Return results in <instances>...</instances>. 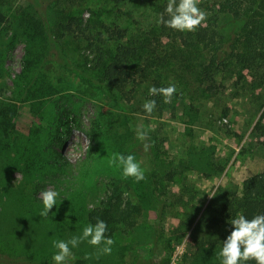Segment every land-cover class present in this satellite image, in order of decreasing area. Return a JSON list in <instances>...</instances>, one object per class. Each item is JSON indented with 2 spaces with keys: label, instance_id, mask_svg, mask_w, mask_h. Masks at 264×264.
Returning a JSON list of instances; mask_svg holds the SVG:
<instances>
[{
  "label": "rangeland",
  "instance_id": "obj_1",
  "mask_svg": "<svg viewBox=\"0 0 264 264\" xmlns=\"http://www.w3.org/2000/svg\"><path fill=\"white\" fill-rule=\"evenodd\" d=\"M36 1L2 4L6 19L0 25V102L17 106L19 116L16 137L0 143V264H12V258L32 249L48 251L45 237L51 229L34 231L38 224H48L46 217L39 216L40 193L47 189L59 193L49 214L70 197L88 208L104 199L140 207L135 227L112 238L110 255L85 241L71 249L67 264H220L217 253L229 233L225 226L211 229L203 218H208L212 199L219 211L225 195L240 196L244 180L264 169V146L254 128L264 110V84L251 74L242 80L230 68L218 74L219 89L210 92L199 75L201 57L188 59L187 52L176 49L173 38L162 36L157 66L126 87L138 126L148 133L152 154L141 149L132 154L144 172L143 180L124 179L122 169L108 163L120 152L95 129L104 122L127 136L132 120L114 101L99 96L83 79L45 56L36 57L34 67L27 70L30 33L41 18L36 7L45 10L49 26L72 16L82 18L85 33L55 32L63 34L60 40L78 66L91 67L98 48L116 47L104 23L126 30L131 38L142 37L157 27L162 0ZM46 35H39L41 42ZM167 51L172 54L167 56ZM172 84L177 91L171 102L156 103L148 116L143 104L155 97L149 89ZM37 151L51 152L50 158ZM20 196L28 198V216L19 215L13 206ZM158 196L161 218H157ZM32 219L38 220L35 226ZM80 222L83 226L73 229L70 222L58 220L54 230L63 237L79 236L86 226ZM158 227L161 232L156 237ZM51 247L54 256L57 249Z\"/></svg>",
  "mask_w": 264,
  "mask_h": 264
},
{
  "label": "trees",
  "instance_id": "obj_2",
  "mask_svg": "<svg viewBox=\"0 0 264 264\" xmlns=\"http://www.w3.org/2000/svg\"><path fill=\"white\" fill-rule=\"evenodd\" d=\"M3 1L0 0V25L6 19L2 7ZM115 1L120 2L121 0ZM32 2L37 1L32 0ZM167 3L168 0H162L159 3V19L161 14L165 13ZM198 6L206 13V20L194 32H181L158 23L152 31H145L144 36L134 39L129 37L126 30L112 28L104 23L105 31L110 34L112 39L116 40V47L115 49L98 48L96 62L91 67L78 66L68 56L65 46L60 40L63 34L58 36V33L55 32V30L58 32L63 30V33L79 30L81 33H85L82 18L72 16L60 21L56 26H49L48 20L45 19V10L36 7V12L41 18L33 23L34 32L30 33L33 39L28 47L26 59L30 57L26 68L30 70L34 67L37 62L36 57L45 56L47 61L60 64L83 79L99 96L114 101L133 122L130 134L128 132L126 136L120 129L109 128L104 122L100 123L99 130L95 129V133L102 138L107 136L112 146L120 154L127 156L135 154L141 149L142 153L150 156L152 148L149 147L147 151L144 149V144H148V140L140 141L137 139L138 120L131 110V96L126 87L137 76L147 77L151 70L157 66V57L161 55L158 48L162 46V36L173 38L178 47L176 49H182L183 54L187 52L188 59L194 60L201 57L199 59L201 66L199 75L205 88L210 92L219 89L218 74L230 68L237 72L242 80L251 74L254 81H258L259 85L264 84V0H201ZM164 18H168L166 14ZM39 35H46L44 37L45 42L40 41ZM153 38L160 40V42L152 41ZM171 54L170 51H167V56ZM153 99L157 104L164 103L162 96L157 95ZM18 116L17 106L5 105L0 102V143L4 138L14 139L16 137ZM254 128L259 136L258 143L264 146V110ZM50 153L36 152L44 159L47 156L50 158ZM51 158H56V156H51ZM55 162L59 163L60 161L56 159ZM155 188L157 191V180ZM14 195H17L16 192ZM27 202L28 198L22 196L14 200L15 205L13 206L19 215L28 216L30 214L27 211ZM157 202L160 207L157 218H161L163 209L161 208L162 200L159 196ZM208 208V218H203L206 226L211 229L225 226L229 234L232 231V226L227 221L232 217L244 215L251 219L255 215L264 214V169L244 180L243 192L240 196L229 197V195H225L219 205V211L216 209L214 199L210 201ZM139 211L138 205L124 203L121 200L104 199L96 206L88 208L75 200L74 197L63 199L60 206L46 217L48 224H38V228L34 229V231L39 230L41 232L51 229L45 237L48 251L39 253L32 249L25 256L12 258L10 263L54 264L51 253L53 250L49 251L53 246V241H67L68 238H72L60 235L59 229L54 230V228L57 229L58 220L70 222V225L75 229L83 226L80 220H83L87 226L89 224L94 225L99 219L107 224L105 236L113 238L120 230L129 231L135 227L136 215ZM34 215L37 216L38 214L35 213ZM37 221V219L33 220L34 226ZM52 226L54 227L51 228ZM72 232L76 233V231ZM160 232L161 228L158 227L156 237L160 236ZM181 232V235H184V232ZM247 264H255V261H249Z\"/></svg>",
  "mask_w": 264,
  "mask_h": 264
},
{
  "label": "clouds",
  "instance_id": "obj_3",
  "mask_svg": "<svg viewBox=\"0 0 264 264\" xmlns=\"http://www.w3.org/2000/svg\"><path fill=\"white\" fill-rule=\"evenodd\" d=\"M165 14L167 19L164 18ZM205 20L206 13L199 8L198 0H168L165 13L161 14L158 22L173 30L194 32ZM176 91L174 84L159 88L153 86L149 89V95L162 96L164 103H170ZM155 108V100H148L143 104V109L148 116ZM136 135L140 141H145L148 138L147 131L140 127L137 128ZM149 147V144H144L145 151ZM108 163L110 167L121 168L124 179L134 178L136 182H139L145 178L140 163L132 154L127 156L119 153L113 154ZM58 195L59 193L52 189L41 191L40 199L43 209L39 212L40 217L49 216V211L56 205ZM227 223L232 226V231L222 242L221 250L217 253L220 264H247L249 261H255V264H264V214L255 215L251 219L244 215H237ZM106 231L107 224L98 219L94 225L85 226L79 236H73L67 241L54 240L53 247L57 249L56 254L52 257L54 264H67L68 258L72 255L71 249L85 241L90 246L97 248L99 253L110 255L114 240L105 236Z\"/></svg>",
  "mask_w": 264,
  "mask_h": 264
}]
</instances>
